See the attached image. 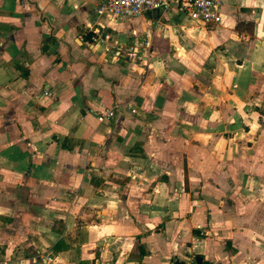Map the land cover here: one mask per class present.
Returning <instances> with one entry per match:
<instances>
[{
    "label": "crops",
    "instance_id": "0c3cea01",
    "mask_svg": "<svg viewBox=\"0 0 264 264\" xmlns=\"http://www.w3.org/2000/svg\"><path fill=\"white\" fill-rule=\"evenodd\" d=\"M97 2L0 0V264H264V0Z\"/></svg>",
    "mask_w": 264,
    "mask_h": 264
},
{
    "label": "built area",
    "instance_id": "2783aa9c",
    "mask_svg": "<svg viewBox=\"0 0 264 264\" xmlns=\"http://www.w3.org/2000/svg\"><path fill=\"white\" fill-rule=\"evenodd\" d=\"M221 0H98V12L107 11L113 17H132L155 10H167L174 7L177 11L192 19L204 23H217L222 15L219 11ZM48 93V91H45ZM113 116L112 109H106L97 115L99 121ZM197 227L200 228L198 225ZM171 264H196L193 258L175 259Z\"/></svg>",
    "mask_w": 264,
    "mask_h": 264
},
{
    "label": "water",
    "instance_id": "95a60500",
    "mask_svg": "<svg viewBox=\"0 0 264 264\" xmlns=\"http://www.w3.org/2000/svg\"><path fill=\"white\" fill-rule=\"evenodd\" d=\"M194 258H195V261L198 263L200 257L199 256H195Z\"/></svg>",
    "mask_w": 264,
    "mask_h": 264
}]
</instances>
